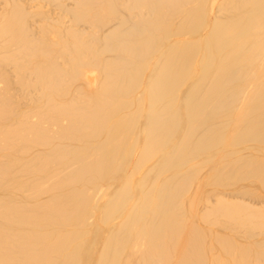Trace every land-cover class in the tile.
Instances as JSON below:
<instances>
[{"label":"bare ground","instance_id":"6f19581e","mask_svg":"<svg viewBox=\"0 0 264 264\" xmlns=\"http://www.w3.org/2000/svg\"><path fill=\"white\" fill-rule=\"evenodd\" d=\"M0 264H264V0H0Z\"/></svg>","mask_w":264,"mask_h":264}]
</instances>
